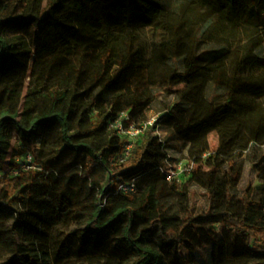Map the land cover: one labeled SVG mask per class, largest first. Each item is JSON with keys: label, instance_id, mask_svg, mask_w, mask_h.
Here are the masks:
<instances>
[{"label": "trees", "instance_id": "1", "mask_svg": "<svg viewBox=\"0 0 264 264\" xmlns=\"http://www.w3.org/2000/svg\"><path fill=\"white\" fill-rule=\"evenodd\" d=\"M16 3V7L24 5L23 13L17 17L0 18V168L6 164L18 167L16 157L21 154L15 148V155L6 158L4 129L7 123L28 137L39 128L57 122L62 130L63 144L59 153L44 163L47 168L59 167L60 177L52 176L46 180L31 171L6 177L5 181L0 177V185L4 183L0 187V227L3 226V217H15L10 243L13 255L0 264L42 261L43 254L37 249L30 251L16 241L17 234L22 232L27 216L25 209L29 204L38 206L41 214H51L54 218L52 225L63 222L70 215L88 217L89 236L108 235L127 223L126 242L138 255L133 264L162 260L163 255L171 254V250L174 252L172 261H178L177 247L185 243L194 219L188 215V219L178 225L176 217L159 211L165 192L161 184L165 183L178 192L177 185L167 183L157 171L166 157L161 146L149 133L120 168L112 171L111 166L112 159L121 152L122 144L113 133L107 132L108 120L129 109L137 120H144L146 116H142L139 110L148 103L141 95L128 99L117 95L104 110L98 105L97 96H91L101 86L107 90L118 85L117 78L111 77L116 66L121 71L133 72L148 67L137 48V34L147 28L168 35L159 43L167 48L168 56L158 55L157 46L153 45L150 62L163 60L172 63L167 79L170 87L181 79L187 84L175 102L177 113L172 112L166 128L172 127L173 132L184 130L197 138L190 150L191 157L210 150L208 136L212 132L219 136L217 151L229 153L232 157L224 173H220L215 165L206 174H202L201 168L194 173L195 180L206 188L209 195L211 210L204 217L217 215L223 225L233 229L235 237L244 242L248 251L264 255V240L262 245L254 244L256 233L261 231L259 222H264V191L253 196L248 188L243 205L236 214L231 211L230 194L240 179L234 153L246 150L252 143L264 144L261 106L264 101V45L263 50L259 48L261 44H256L253 34H249L253 40L250 44L239 45L232 53L226 47L230 44L226 39L221 40L220 48L211 45L215 28L230 32L233 38L241 35L245 29H239L245 23L250 22L249 25L257 31L264 29V0H16ZM17 22L27 26L37 24L36 32L59 36L65 42H77L86 50H98L96 64L91 65L93 76L87 92H78L79 85L86 81L87 69L70 66L58 75V86L65 83L71 89L63 93L59 87L53 89L46 96L49 101L37 113L35 93L31 90L20 93L18 80H24L33 69L30 59L37 55L38 47L34 54L26 49L17 52L1 31L5 25ZM116 31L124 33L123 40ZM25 53L27 57L23 56ZM56 55L55 52L52 56ZM182 61L185 70L179 67ZM55 62L63 64L66 60L58 56ZM149 66L156 65L150 63ZM21 73H24L22 79ZM208 88L213 90L212 93L206 92ZM71 92L73 94L69 96ZM225 95V102H218ZM85 96L89 101L81 111L76 104ZM21 102L28 106L24 113L18 107ZM94 107L97 111L92 114ZM105 132V138L98 144L76 140ZM65 155H73V159L65 163ZM258 166V174L264 179V156ZM134 178L139 184L136 196L123 197L119 203H109L102 209L112 179L126 181ZM145 218L149 227L137 233L140 220ZM148 233L159 234L161 246L158 249L150 246L145 238ZM190 260L186 257L182 262L190 264Z\"/></svg>", "mask_w": 264, "mask_h": 264}, {"label": "rangeland", "instance_id": "2", "mask_svg": "<svg viewBox=\"0 0 264 264\" xmlns=\"http://www.w3.org/2000/svg\"><path fill=\"white\" fill-rule=\"evenodd\" d=\"M16 0H0V18H8L10 16L17 17L24 11V5L16 7ZM17 8V9H15ZM204 10V9H202ZM216 19H220L217 17ZM11 24L4 26L2 32L4 38L8 40L10 47L14 50L23 51L29 50L32 54L35 53V48L38 47L39 52L33 55L30 63L33 67L28 72L24 80H18L19 92L25 94L31 90L36 95L35 104L38 105L37 113L41 111L43 106L49 100L46 99L47 95L51 94L53 89L59 87L60 93L67 89L68 84H60L58 86V75L64 70L71 67L87 69L85 79L79 85L78 92H87L91 84V77L93 71L91 65L96 64V58L99 51L94 49H84V47L77 42L62 41L59 36L51 37L46 33L36 32L37 24L18 25ZM249 23H245L241 29V35L233 38L230 32H221V29H213L214 40L212 46L220 48L222 39L229 41L226 47L232 53L235 52L239 45H248L253 40L256 41L259 48L263 50L264 45V29L257 31L255 27H251ZM18 25V26H17ZM246 26V27H244ZM49 30L48 23L45 24ZM217 27V26H216ZM123 40L124 33L116 31ZM253 34L254 39L249 37ZM137 48L141 50V57L145 60L144 63L148 67L140 69L137 72L121 71L118 66L113 69L112 78H117L118 85L104 90L103 86L96 89L91 96H97L98 105L104 110L108 109L109 101L112 97L123 95L126 99L134 95H141L144 102L148 105L139 110L142 116H148V120L155 117L161 111L167 109L168 105L174 113H177L176 101L179 95L186 90L187 84L181 79L177 85L170 87L168 85V77L171 71L172 63L161 60V62H150L152 58L153 45L157 46V53L163 57L168 56L167 48H163L159 43L166 40L167 34L157 33L153 28L141 30L138 34ZM122 42V41H121ZM56 52V56H52ZM23 56L27 57L25 53ZM62 56L66 62L58 64L55 58ZM41 57L44 59L42 60ZM156 65L155 67L149 66ZM181 70H185V63H179ZM21 73V79L24 77ZM74 83V82H73ZM71 91V90H70ZM213 90L208 88L206 92L212 93ZM224 93V91H222ZM72 92L69 96H72ZM85 96L81 101L77 102L80 110L83 111L89 101ZM226 95L219 99L218 102H225ZM42 106V107H41ZM261 106L264 112V101H261ZM20 111L24 113L28 106L24 102L18 105ZM97 108L94 107L92 114H95ZM117 113L112 116L107 123V132L110 131L117 137L121 144V152L114 157L111 161L112 171L120 168L131 156L133 151L142 143L143 137H139V142L134 144L130 154L126 156V145L132 138L127 135L119 133L111 124H113L121 115ZM131 119L130 122L124 123L119 120L118 123L123 129L133 124L134 119L132 109L126 110ZM145 120V119H144ZM167 131L161 128L155 132V135L161 137L158 144L168 140L167 144L161 148V151L166 155L170 154V158L165 157L164 162L157 168V171L166 180L167 183L177 185V191H174L171 186L162 183L161 186L165 190L162 197V207L159 211H164L166 216H174L177 218L178 225H182L188 215L194 219L191 228L183 245L177 247L178 261L173 262V250L168 256L163 255V259L154 261L150 264H184L182 260L186 257L191 258L190 264H253L264 263V255H254L245 248L244 242L235 237L233 229L227 228L222 224L221 218L214 214L212 217H204L211 210L209 203V195L206 188L199 184L195 178L194 173L198 168H201L202 174H206L210 167L216 166L220 173L227 170L229 159L232 158L229 153H224L218 156L215 160L209 158H199L200 162L196 163L194 158L190 155L192 145L197 141L195 136L187 133V131L173 132L172 127L168 126ZM5 137L7 138L6 158L15 155V148L21 151V154L16 157L18 167L8 166L6 164L0 168V177L4 179L7 177H16L21 172H36L41 174L46 180L52 176L59 175L60 168H47L44 163L52 156H56L61 150L63 144L62 130L57 122L50 123L39 128L31 136H24L12 128L7 123L5 129ZM151 132V131H150ZM73 134V132L71 133ZM151 134V133H150ZM171 134L172 137H171ZM106 136V132L94 137H80L76 140L90 141L92 143H99ZM171 138V139H170ZM170 139V140H169ZM264 139V132H263ZM210 150L216 151L219 145V136L216 132H212L208 136ZM168 145V149L166 148ZM249 148V147H248ZM205 154V153H203ZM202 154V155H203ZM235 155V154H234ZM264 156V144H258L248 149L246 153L236 155L238 170L240 172L239 182L231 188L230 194L232 196V209L233 213H239L240 207L243 205L245 191L250 188L251 195L256 196L264 191V179L260 177L258 166L260 158ZM65 163L73 159V155H65ZM169 161V162H168ZM183 162V163H181ZM179 166L191 170V175L187 173L184 178L173 177L169 180L171 170L175 173L178 171ZM189 177V179H188ZM4 184V183H3ZM3 184L0 185L3 186ZM133 189V190H132ZM139 193V184L136 178L131 180H118L114 179L110 182V187L106 197L104 198L102 209H105L109 203H119L123 197L131 198ZM27 216L22 225V232L16 236V241L20 246L29 249H37L38 252L43 254L42 261L32 260L30 264H133L138 257L133 247L129 246L126 242V228L127 223L121 225L117 231L110 232L104 236H89L88 233V217L74 218L70 215L63 222L57 225L54 223V218L51 214H41L38 206L27 205ZM145 219H141L137 227V233L141 230L147 229L149 223ZM3 226L0 227V263L7 262L13 255L11 242V229L15 222V217L5 216L2 218ZM261 231L256 233L254 244L256 246L262 245L264 240V222H259ZM194 227L199 228L196 230ZM150 246L158 249L161 246V239L158 233L145 234ZM29 253V252H28Z\"/></svg>", "mask_w": 264, "mask_h": 264}, {"label": "built area", "instance_id": "3", "mask_svg": "<svg viewBox=\"0 0 264 264\" xmlns=\"http://www.w3.org/2000/svg\"><path fill=\"white\" fill-rule=\"evenodd\" d=\"M119 120L123 121L124 123L130 122L131 119L129 117V113H125L123 112L122 115L113 123L111 124V127H113L115 130H117L119 133H123L124 135H127L128 138H132V140L129 141V143L126 145V149H125V154L127 157L130 152L131 149L134 146L135 140L140 137L141 135L145 134L146 131L156 125V122L159 120L158 116L152 117L149 120L145 121L144 123L140 124V125H136V124H131L130 126H128V129H123L118 123L120 122ZM183 163V162H182ZM187 173H191V170L188 168H182V166H179L178 171H176L175 173L171 170V174L169 175V180L171 178H175V177H179V178H184L185 176H187ZM133 190V189H132Z\"/></svg>", "mask_w": 264, "mask_h": 264}, {"label": "flooded vegetation", "instance_id": "4", "mask_svg": "<svg viewBox=\"0 0 264 264\" xmlns=\"http://www.w3.org/2000/svg\"><path fill=\"white\" fill-rule=\"evenodd\" d=\"M123 112H125V111H123ZM172 109H170L169 107L167 108V109H165V110H163V111H161L159 114H157L156 116H158L159 117V120L156 122V125H154V126H152V127H150L147 131H146V133L145 134H143V135H141V137H143V136H145V135H148L149 133H151V136L152 137H154L155 139H156V141H157V143L159 142V139H161V137L160 136H158V135H155L154 133L155 132H157V131H159V129L161 128L163 131H167L166 129V125H167V121L169 120V118L171 117V115H172ZM131 116H133V115H131ZM133 119H134V124H136V125H140V124H142V123H144L145 121H147L148 120V116L146 115V118H145V120H137L134 116H133ZM151 131V132H150ZM137 142H139V137L135 140V143L134 144H136ZM167 142H168V140H166V141H163V142H161L159 145L161 146V148H163V146L165 145V144H167ZM258 144H250L249 145V148H247L246 150H242V151H240V152H235L234 154L235 155H240V154H243V153H246L247 151H248V149H250V148H252L253 146L255 147V146H257ZM166 148L168 149L169 147H168V145H166ZM222 154L221 153H219L217 150L216 151H211V150H209V151H207V152H205V154H203V155H199V156H194L193 158H194V160H195V162L197 163L198 161V159L199 158H209V159H212V158H214V157H218V156H221ZM166 157L167 158H170V154H169V157H168V154H166ZM200 160V159H199ZM169 162V161H168ZM182 163V162H181ZM189 175H191V173L189 174ZM188 179H189V177H188Z\"/></svg>", "mask_w": 264, "mask_h": 264}]
</instances>
